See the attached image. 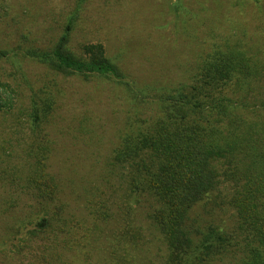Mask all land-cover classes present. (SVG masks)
I'll list each match as a JSON object with an SVG mask.
<instances>
[{
	"label": "rangeland",
	"instance_id": "obj_1",
	"mask_svg": "<svg viewBox=\"0 0 264 264\" xmlns=\"http://www.w3.org/2000/svg\"><path fill=\"white\" fill-rule=\"evenodd\" d=\"M69 24L73 52L113 60L120 77L58 69ZM230 51L264 61V0H0V264H163L147 186L132 174L158 170L118 153ZM250 86L228 92L257 118L264 81ZM230 186L196 209L203 226H237ZM245 248L213 264H245Z\"/></svg>",
	"mask_w": 264,
	"mask_h": 264
},
{
	"label": "trees",
	"instance_id": "obj_2",
	"mask_svg": "<svg viewBox=\"0 0 264 264\" xmlns=\"http://www.w3.org/2000/svg\"><path fill=\"white\" fill-rule=\"evenodd\" d=\"M71 24L53 48L58 69L120 77L113 60L73 52ZM221 55L201 68L206 80L200 89L163 100L155 126L125 137L118 153V160L142 157L148 172L158 170L146 178L143 168L132 174L133 182L147 186V218L167 250L163 264H213L242 241L245 264H264V113L249 118L245 105L231 97L236 90L253 93L254 80L264 81V61L258 64L261 59L245 58L241 51ZM224 181L231 185L228 204L237 212L231 231L203 226L195 213L222 196Z\"/></svg>",
	"mask_w": 264,
	"mask_h": 264
}]
</instances>
